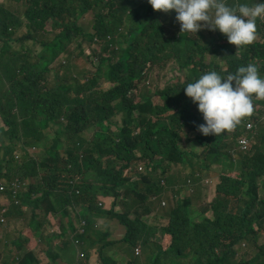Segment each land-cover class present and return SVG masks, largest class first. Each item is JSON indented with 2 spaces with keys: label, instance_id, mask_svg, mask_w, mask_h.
Listing matches in <instances>:
<instances>
[{
  "label": "trees",
  "instance_id": "obj_1",
  "mask_svg": "<svg viewBox=\"0 0 264 264\" xmlns=\"http://www.w3.org/2000/svg\"><path fill=\"white\" fill-rule=\"evenodd\" d=\"M235 1L250 3L228 0L232 5ZM258 1L264 2L249 5ZM20 3L29 4L23 18L6 10ZM159 14L132 0H10L9 5L0 0V123L9 127L0 141V181L8 182L0 194V211L34 209L22 232L34 235L23 237L3 257L7 264H17L20 258L26 264H42L40 258L54 256L55 249L74 255L73 264H94L91 251L99 264H113L104 256L109 244L100 247L109 237L103 229L89 230L86 239L80 237L83 251H71L78 217L90 226L99 219L116 220L126 231L119 241L141 239L137 247L148 257L162 248L193 257L210 246L207 264H264V181L259 182L264 177V100L253 96V111L241 119L234 135L225 131L203 136L197 130L204 123L202 115L184 94V86L199 78L198 70L221 72L214 63L219 59L227 62V69L218 73L222 77L248 64H255L264 77V18L256 21L254 42L237 51L218 34L180 33ZM87 15L92 16L91 28L82 22ZM37 33L53 35L41 42L38 52L27 47ZM73 44L80 55L87 54L94 71L83 72V81L51 77V65L67 59ZM157 61L185 68L187 83L163 89L160 84L150 93L144 72ZM69 65L65 62L60 71ZM248 123L253 124L255 142L249 139L244 150L240 137ZM88 130L93 133L86 138ZM27 144L43 149L40 159L25 151ZM168 163L186 175V189L180 188L184 197L170 199L168 221L159 229L150 228L131 213L164 195L158 169L165 173ZM17 178L31 179L28 191L15 194ZM192 186L204 197L200 206L192 204ZM49 206L59 218L71 215V232L51 221ZM51 233L56 234L50 239L55 244L45 251L44 240ZM157 235L161 240H154ZM24 244L32 253L23 252ZM245 245L257 255L244 258L240 250Z\"/></svg>",
  "mask_w": 264,
  "mask_h": 264
},
{
  "label": "clouds",
  "instance_id": "obj_2",
  "mask_svg": "<svg viewBox=\"0 0 264 264\" xmlns=\"http://www.w3.org/2000/svg\"><path fill=\"white\" fill-rule=\"evenodd\" d=\"M147 3L154 11L169 13L166 15V21L169 19L175 26L178 22L180 33L196 35L200 30H205L218 34L223 40L228 41L233 49L236 46L237 51L254 42L256 21L258 18H264V2L249 5L247 3L236 4L237 1H235L232 5L228 0H147ZM174 14L176 22L171 18ZM184 94L197 106L202 115L204 123L198 125L197 130L203 136H218L225 131H229V135H234L238 125L241 124V119L253 111V96L258 100H264V77L259 75L255 64L240 66L235 74H229L226 77H222L216 71H209L193 82L187 83L184 86ZM251 130L246 131L245 129V134L240 137V140L245 136L248 140L255 142ZM176 172L182 175L180 186L175 187L171 183H166L165 186L162 180L166 181L170 176V170L162 173L161 168L158 169L160 185L166 188L164 194H168L169 200L184 197L180 188L186 189L183 187L186 175L178 168ZM263 181L264 177L259 178V182ZM148 206L165 207L166 202L157 197L153 205ZM18 215H22V211L18 208L10 207L9 210L0 211V227H3L2 223L6 221L11 229V220ZM66 218L68 232H71L70 225H74L72 217L70 215V218ZM80 219H84L87 223L85 218L78 217L75 225L77 231ZM93 222L92 226L87 223L85 233L88 228H97L101 224L99 221ZM96 224L99 225L94 227ZM10 229L6 232L0 229V233L10 232ZM81 236L83 235H79L78 232L76 238L80 240Z\"/></svg>",
  "mask_w": 264,
  "mask_h": 264
},
{
  "label": "rangeland",
  "instance_id": "obj_3",
  "mask_svg": "<svg viewBox=\"0 0 264 264\" xmlns=\"http://www.w3.org/2000/svg\"><path fill=\"white\" fill-rule=\"evenodd\" d=\"M133 4H136L138 6L143 7L145 10L148 9H152V7L147 3V0H132ZM250 3L247 4H251L253 2V0H249ZM260 1H258L259 3ZM7 4H10V0H7ZM237 4V3H236ZM254 4V3H253ZM29 8V4L27 3H20L17 8H12V7H6V10H8L11 15H15L16 17H20L23 18V13ZM153 10V9H152ZM154 11V10H153ZM155 12V11H154ZM169 13H163L160 12L158 17H161L162 19L168 15ZM91 15H87L84 20L82 21L84 24H87L86 26L88 28H91L92 24H93V20H91ZM172 20L176 22L175 20V14L171 16ZM159 20V22H161V20ZM177 26H178V30L180 31V25L178 22ZM260 27L264 29V20L260 21ZM176 29V28H175ZM168 30H172L171 27L168 28ZM177 30V29H176ZM190 35H194V33L190 34ZM53 38V35H44L41 33H37L35 34V39L31 40L28 42L27 47L30 50L33 51H40L41 50V42L42 41H50ZM86 50V49H84ZM238 51H240V49H238ZM67 54H70L69 57L67 59H63L62 57L58 60L57 63H53L51 65V77L54 74H58L59 76H61V78L63 79H68L70 81H75L80 79L81 81H83L84 79V73L83 72H92L94 71V66L92 64V62L88 59L87 54L84 52L82 55H80V49H78V47L76 45H72V47H70V49H68ZM160 58V53L158 52L156 54V59ZM65 62H70V65L66 68L63 69V71H60L61 67L65 64ZM206 65H209L211 62L207 61L204 62ZM215 64L218 65L219 69L221 72L225 71L227 69V62L225 60H216L214 61ZM212 68H210L211 70ZM186 69L183 68V71L180 69L179 65H172L171 61H168L166 63H160V61H157V63L154 66H149L146 68L144 75H145V85L148 87V90L150 91V93H153L156 88L161 84L162 85V89L164 87H168L171 84H186V80L187 78L184 75V71ZM217 70V73H221ZM203 74V69L198 70L196 73V76H201ZM162 78L161 82L160 79ZM193 78V77H192ZM196 79V78H195ZM194 79V80H195ZM105 87V86H103ZM9 132V127L5 124V123H0V141L6 136L5 134ZM49 134L55 136L53 131H49ZM93 133V130H88L84 136L86 138L90 137L91 134ZM16 143V149H17V142ZM183 144H185L183 142ZM191 146H194V143L190 144ZM64 146H60L59 150H63ZM25 151L27 153H31L32 155H34L35 159H40V155L43 153V149L40 148L37 145H29L27 144L25 147ZM17 155V159L21 160L23 156V151L19 150ZM41 161V160H38ZM167 167L169 168L168 170H170V179H169V183H171L172 185H174L175 187L180 186V181L182 179V175L179 172H176L177 168L174 167V165L172 163H168ZM221 173V171H218L216 176H218ZM17 181L15 182L14 186L16 187V190L14 191L15 194H17V192H19V190L22 191H28V189L30 188V183L32 182L31 179H25V180H20L19 178L16 179ZM215 182V181H214ZM162 183L166 186V181L162 180ZM210 183V182H209ZM213 183V182H212ZM211 183V185H212ZM7 184L8 182H4V181H0V194H4L7 191ZM215 184H217L215 182ZM210 185V186H211ZM25 187H27V189H25ZM192 191L190 193L192 202L195 205L200 204L199 202H201L200 200V196H199V188L196 186H192L191 187ZM173 194H176V192H172ZM212 193H215V185H213V191ZM42 194V192H38V196H40ZM262 195H264V192L261 193ZM161 199L165 200L166 202V206L165 207H161L158 206L155 209H152L148 206L145 205H140L138 206L133 213L136 215L134 217H138L142 222L146 223L148 220L150 219H154L155 216H152V211H154V213L157 215V218L161 219L164 218V222H167L168 219L166 218L168 213H169V204H170V200L168 197V194H164L161 195L160 197ZM4 204H9L10 202L8 200L3 202ZM19 202H17L16 204H18ZM157 203V202H156ZM47 211H49L48 216L50 217L51 221L56 225V226H60L61 230H66L68 231V223H67V218L66 217H62L59 218L58 215L51 209V207L49 206ZM34 213V209L29 207L28 211L24 214V217L26 219L27 224L30 223L31 218L33 216ZM42 215H45V211H41ZM99 222H102L101 219L98 220ZM116 220L114 219H108V222L106 224V230L109 233L110 237H113V241L109 242V241H105L103 240L101 242L100 247L109 244L108 247L105 249V253L104 256L109 258L113 264H122L123 258L121 256H125L130 262L131 264H197L198 262L200 264H207L208 260L211 258V252H210V246L208 247L207 250L202 251L200 254H194L193 257L188 256L187 254H183L182 256H178L176 253H174L171 249H167V250H159L156 252L155 257H148L147 254H144L141 258H138V261L135 260V247H137L140 243H141V239H134L130 242H122L119 241L117 239V235L116 232L118 230V226L115 223ZM163 222V223H164ZM162 223V224H163ZM99 225V224H98ZM2 226L4 228L3 232H6L10 229L9 224L5 221L2 223ZM148 226L150 228L155 227L156 229H159L160 227L157 226V221L153 220L148 222ZM259 226V225H257ZM100 227V225H99ZM260 227V226H259ZM47 229L45 228V231ZM48 231V230H47ZM34 234L31 232H26L24 235L23 233H17L14 234L10 237V241H11V245H9L7 248H5L4 250H0V264H7V261L1 257V255L7 251V252H11L14 248V246L12 245V243H14L15 241L19 240L22 237H25L26 239H29L33 236ZM56 234L55 233H51L48 234L44 240L45 244H44V250H50V248L53 247V244H55L54 242H51L50 239H55ZM160 240L161 236L157 235L154 240ZM263 241V239H262ZM42 250V246L40 248ZM55 255L54 256H49L47 254H45L44 257L40 258L41 263L42 264H59V261H61L60 263H64V264H73V259H74V255L72 254H68L66 252H61L58 253L57 250H53ZM71 251L76 252V246H72L71 247ZM113 251H116L117 254H120L121 256L118 255H113ZM23 252L26 253H32V249L29 246V244H24L23 245ZM241 254L244 256V258H251V257H255L257 255V250L255 248H249L246 245L242 246V249L240 250ZM31 255V254H30ZM58 256V257H57ZM18 264H26V259L22 260V258H20L18 260Z\"/></svg>",
  "mask_w": 264,
  "mask_h": 264
},
{
  "label": "crops",
  "instance_id": "obj_4",
  "mask_svg": "<svg viewBox=\"0 0 264 264\" xmlns=\"http://www.w3.org/2000/svg\"><path fill=\"white\" fill-rule=\"evenodd\" d=\"M213 185H214V184H213ZM200 200H201V202H199L200 204H198V205H201V204H202V202L204 201V197H203L202 199H200ZM192 204H193L194 206H196L193 202H192ZM143 205L148 206L149 204H143ZM148 207H150V206H148ZM150 208L155 209L153 206H151ZM28 209H29V208H28ZM28 209H27V211H28ZM135 209H136V208H134L133 211H134ZM27 211L22 212V215H18V216L14 217V218L11 220L12 227H11V229H10V232L3 233V234L0 233V250H4V249L7 248L9 245H11L10 237H11L12 235L17 234V233H21V232H23V231L27 228L28 224H27L26 219H25V217H24V214H25ZM133 211H132L131 215H132V216H136V215L133 213ZM152 216H155V218H154V219H150V220H148V221L146 222V224H148V222H150V221L156 220V221H157V226H158V227L162 226V223L164 222L165 219H164V218H161V219L157 218V215L154 213V211H152ZM31 219H32V218H31ZM30 222H31V221H30ZM107 222H108V221H106V222L104 223V222L102 221L101 224H100V227L98 226L97 228H92V227L88 228V230L86 231V233H85L83 236H81V237H83V239H86L87 236H88V231H89V230H90V231H97V230L103 229L105 232L108 233V231H107L106 228H105ZM115 223H116V225L118 226V230H117V232H116V235H117V239L119 240L120 238H122V237L124 236V234H125L126 231H125V229H124V228H123V227H122L117 221H115ZM0 229H1L2 231L4 230L3 227H0ZM33 233H34V232H33ZM108 235H109V233H108ZM22 239H23V237L20 238L19 240L15 241L14 243H12V245L15 246L17 243L22 242ZM107 240H108V241H113V237H110V236H109ZM157 240H158V239H157ZM160 240H161V239H160ZM80 242H81V244L78 245V246H76V249H77V250H80V251H83V248L85 247V241H83L82 239H80ZM140 249H141L142 253H141L140 256H135L136 261H138V258H141V257L143 256V249H142L141 247H140ZM77 250H76V251H77ZM104 252H105V250H104ZM7 254H8V252L5 251V252L1 255V257L3 258V257H4L5 255H7ZM113 255L121 256L120 254H117L116 251H113ZM57 257H58V256H57ZM121 257L123 258V261H122V262H124V264H128V263L130 262L125 256H121ZM89 258H92L91 260L93 261L94 264H99V258H98V257H94L93 251H91V253H90V255H89ZM60 262H61V261H59V264H64V263H60Z\"/></svg>",
  "mask_w": 264,
  "mask_h": 264
},
{
  "label": "built area",
  "instance_id": "obj_5",
  "mask_svg": "<svg viewBox=\"0 0 264 264\" xmlns=\"http://www.w3.org/2000/svg\"><path fill=\"white\" fill-rule=\"evenodd\" d=\"M262 119H263V121H264V113H263V115H262ZM252 128H253V124H252V123H248V124L246 125V131H250ZM248 142H249V140H248L247 137H245V136L240 140V143H241L242 148H243L244 150H247V149H248ZM79 222H80V225H79V227H78L79 235H84V234H85V228H86V226H87V223H86V221H85L84 219H80ZM97 226H98L97 224L94 225V227H97ZM74 244H75L76 246H78V245L81 244V242H80V240H79L78 238H76V239L74 240ZM134 251H135V255H136V256H138V255L140 254V249H139L138 247H136V248L134 249Z\"/></svg>",
  "mask_w": 264,
  "mask_h": 264
}]
</instances>
